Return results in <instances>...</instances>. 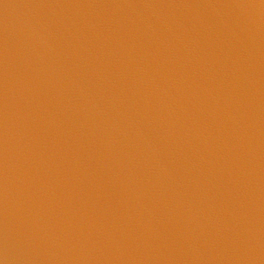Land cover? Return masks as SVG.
<instances>
[{"label":"clouds","instance_id":"obj_1","mask_svg":"<svg viewBox=\"0 0 264 264\" xmlns=\"http://www.w3.org/2000/svg\"><path fill=\"white\" fill-rule=\"evenodd\" d=\"M240 7L264 10V0H260L258 5ZM89 27L95 32V24ZM163 27L169 36L162 37L153 22L142 25L133 22L125 39L120 35L123 26L118 24L107 35L97 33L94 45L89 44L88 37L83 33L72 34L81 54L71 67H66L63 63L52 62L55 38L46 26H41L37 40L41 51L33 49L38 63L29 68L22 85L25 93V110L20 117L22 132L17 130L12 88L14 78L6 60L4 219L0 264H13L18 256L30 255L41 245L60 251L80 252L95 250L103 243H110L119 250L123 242L130 238L145 245V236L152 239L160 237L158 226L164 221L154 215L153 208H160L161 201L172 202L171 205L164 204L166 211L162 209L161 215L173 224H176L177 207L185 209L184 223L177 225L181 233L191 235L197 229H205L199 211H194L191 201L184 196L183 185L172 167L173 161L164 158L160 144V141L168 144L171 140L175 145L181 138L176 113H186V109L177 103V98L186 88L196 103H199L200 95L196 91L199 86L194 81H185L183 65L179 69H167L175 79L161 69L166 63L178 60L176 42L183 46L185 63L190 62L189 53L197 48V42L184 40L167 24ZM152 43L157 47H149ZM137 48L141 50L139 54L136 53ZM156 56L160 57L158 67L148 71L150 58ZM118 60L124 61L122 70L117 69L113 74L107 64L115 65ZM133 62L135 68L129 87L131 96L127 97L128 104L125 105L120 95L124 89L115 90L113 75L116 80L127 78L129 64ZM238 72L239 68L233 61L232 73ZM93 76L96 78L95 85L91 80ZM234 79L239 77L234 75ZM65 81L69 82L67 89ZM105 84L110 85L106 98L102 95ZM238 87L240 85L230 82V88L222 98L225 105L232 107L227 116L232 143L225 141L223 147L233 155L243 132L241 100L231 90ZM71 89H75V95L65 96V92ZM171 89H176L175 96ZM204 91L211 96L212 90ZM141 92H144L142 96L139 95ZM49 93H52L51 99L56 101V106H51L47 98ZM77 98L79 105L74 103ZM150 98L151 115H147V107L143 113L136 110L135 117L138 119L128 114L138 100L147 106ZM218 104L217 97L211 96L208 115L213 119L216 118ZM184 118H191L193 123V127L183 133L184 143L191 142V134L199 137L201 145L208 146L211 134L200 127L195 113L191 117L186 114ZM65 121L71 127H64ZM17 135L21 136L22 144L17 143ZM218 138L211 137V140ZM231 170L229 167L228 171ZM113 195H118L115 204L112 203ZM146 200L151 206L146 205ZM232 219L238 221L239 218L233 216ZM208 223L215 230H231L220 217L209 218ZM133 224L141 230L138 235L132 233ZM233 235L235 240L240 239L235 231ZM248 242L251 243L250 236Z\"/></svg>","mask_w":264,"mask_h":264},{"label":"water","instance_id":"obj_2","mask_svg":"<svg viewBox=\"0 0 264 264\" xmlns=\"http://www.w3.org/2000/svg\"><path fill=\"white\" fill-rule=\"evenodd\" d=\"M259 3L260 0H0V255L4 219L3 110L6 60L11 77L14 78L12 88L17 130L22 132L23 121L20 117L25 110L22 85L29 68L38 63L33 49L41 51L37 43L41 26H46L55 38L52 62L71 67L81 54L72 34L83 33L88 37L89 44L94 45L97 33L107 35L118 24L123 26L120 35L127 39L129 26L133 22L141 25L153 22L162 37L169 36L163 27L167 24L184 40L193 39L197 42V48L189 53V63H185L182 44L176 42L178 60L166 63L161 69L171 79H175L167 69H179L183 65L185 81H194L199 86L196 91L200 95L199 103H196L186 88L177 98V103L186 109V113H176L181 138L175 145L171 140L168 144L160 141V144L164 158L173 161L172 167L183 185L184 196L191 201L193 210L199 211L205 229H197L191 235L188 232L181 233L177 225H183L185 209L177 207L176 224H173L161 215L162 209L166 211L164 204L171 205L172 202L161 201L160 208H153L154 215L164 221L163 225L158 226L160 237L152 239L145 236V245L131 238L124 241L119 250L110 243L84 252L60 251L41 245L39 250L30 255L18 256L13 264H264V10L240 7ZM92 24L96 25L95 32L89 27ZM149 47L155 48L157 45L152 43ZM140 51V48L136 49L137 54ZM159 59V56L150 58L148 71L158 67ZM233 61L239 68L235 74L232 73ZM123 63V60H118L117 64L108 63L107 67L114 74L117 69L122 70ZM134 68V62L129 64L127 78L116 80L113 75L115 90L124 89L120 95L125 105L128 104L127 97L131 96L129 87ZM234 75L239 79H234ZM91 80L95 85L96 78L93 76ZM230 82L240 85L231 90L240 97L243 114L242 138L235 155L223 147L225 141L232 143L230 121L227 119L232 107L225 105L222 99L230 88ZM68 84L65 81L66 89ZM218 84L220 87H217ZM103 87L102 95L106 98L110 85L105 84ZM204 90H212L211 96L219 100L215 119L208 115L211 96ZM145 91L148 89L145 88ZM171 93L175 96L176 89H171ZM143 94L139 93L141 96ZM73 95L75 89L65 92V96ZM51 96L52 93H49L47 98L51 106H56ZM41 98H45L43 92ZM74 103L79 105V99ZM145 107L148 109L147 115H151V98L147 106L138 100L128 110V114L138 119L135 117L136 110L143 113ZM121 110H124L123 106ZM193 113L200 127L211 134L208 146L201 145L199 137L191 134L190 143L185 144L183 141L184 131L193 127L192 119L184 117L186 114L191 117ZM64 127H71V124L65 121ZM217 136V140H211V137ZM16 139L18 144L23 143L20 135ZM229 167L231 172L228 171ZM108 191L111 193L112 190L109 188ZM117 198L118 195L112 196L113 204ZM145 203L151 206L147 200ZM233 216L238 217V221H234ZM213 217L222 218L231 230H215L208 223L209 218ZM140 231L138 225H132L133 235H138ZM234 231L239 234V240L234 239ZM249 236L251 243L248 242Z\"/></svg>","mask_w":264,"mask_h":264}]
</instances>
